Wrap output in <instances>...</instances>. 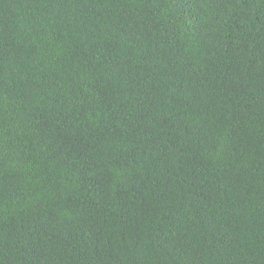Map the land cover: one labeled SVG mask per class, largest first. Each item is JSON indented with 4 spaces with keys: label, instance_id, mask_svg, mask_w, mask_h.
I'll use <instances>...</instances> for the list:
<instances>
[{
    "label": "trees",
    "instance_id": "1",
    "mask_svg": "<svg viewBox=\"0 0 264 264\" xmlns=\"http://www.w3.org/2000/svg\"><path fill=\"white\" fill-rule=\"evenodd\" d=\"M0 264H264V0H0Z\"/></svg>",
    "mask_w": 264,
    "mask_h": 264
}]
</instances>
